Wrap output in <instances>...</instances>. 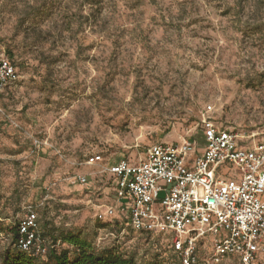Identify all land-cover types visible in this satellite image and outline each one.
Masks as SVG:
<instances>
[{
	"label": "rangeland",
	"instance_id": "rangeland-1",
	"mask_svg": "<svg viewBox=\"0 0 264 264\" xmlns=\"http://www.w3.org/2000/svg\"><path fill=\"white\" fill-rule=\"evenodd\" d=\"M0 46L19 72L0 96V255L32 204L53 237L171 264L167 234L131 230L117 208L108 216L105 164L135 163L156 142L201 149L207 105L264 142V0H0ZM94 154L104 162L86 165ZM210 251V239L198 246L202 259Z\"/></svg>",
	"mask_w": 264,
	"mask_h": 264
},
{
	"label": "built area",
	"instance_id": "built-area-1",
	"mask_svg": "<svg viewBox=\"0 0 264 264\" xmlns=\"http://www.w3.org/2000/svg\"><path fill=\"white\" fill-rule=\"evenodd\" d=\"M18 78L0 48V96ZM212 113L207 105L200 120L205 136L201 149L190 138L156 142L135 163L123 158L105 164L104 171L115 179L116 202L106 212L114 216L119 209L133 231L167 234L174 264H222L228 257L237 264H264V142H251L246 134L220 125ZM103 162L99 154L85 160L86 165ZM70 180L88 181L84 174ZM207 239L211 251L202 259L198 246ZM17 247L35 257L49 252L32 204L23 207Z\"/></svg>",
	"mask_w": 264,
	"mask_h": 264
},
{
	"label": "trees",
	"instance_id": "trees-1",
	"mask_svg": "<svg viewBox=\"0 0 264 264\" xmlns=\"http://www.w3.org/2000/svg\"><path fill=\"white\" fill-rule=\"evenodd\" d=\"M0 48L5 50L10 63L15 67L16 72L19 73L18 66L13 60L11 53L3 46H0ZM150 145H148L147 147H149ZM119 160L112 162V164L118 162ZM23 207L21 209V212L18 213L19 217L11 229L12 246L7 247L0 255V264H41L37 261L38 257L29 255L28 253L21 251L17 247L18 223L19 219L23 215ZM118 220H121L122 223H124L122 214L120 215ZM38 223L40 227L41 236L50 243L49 252L45 256H43L46 258L44 264H138L134 260V258L123 256L122 254L113 249L106 248L96 251L92 248L89 243H87V241L81 239L80 236L76 233H61L59 237H53L52 234L44 233L41 231L39 215ZM143 233L153 235L149 232ZM58 242L64 243L66 247L64 249L60 248L58 246ZM166 243L168 247V242L166 241ZM169 258L170 263L174 264L175 257L170 252V250Z\"/></svg>",
	"mask_w": 264,
	"mask_h": 264
},
{
	"label": "crops",
	"instance_id": "crops-1",
	"mask_svg": "<svg viewBox=\"0 0 264 264\" xmlns=\"http://www.w3.org/2000/svg\"><path fill=\"white\" fill-rule=\"evenodd\" d=\"M199 152H201V150H199ZM112 164V163H111Z\"/></svg>",
	"mask_w": 264,
	"mask_h": 264
}]
</instances>
